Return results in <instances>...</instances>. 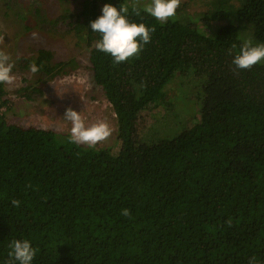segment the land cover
<instances>
[{
    "label": "trees",
    "instance_id": "trees-1",
    "mask_svg": "<svg viewBox=\"0 0 264 264\" xmlns=\"http://www.w3.org/2000/svg\"><path fill=\"white\" fill-rule=\"evenodd\" d=\"M100 1L125 4L130 22L155 28L138 59L114 65L96 49L101 35L90 24ZM230 1L253 43H264V0ZM133 5L84 0L80 12L60 17L73 18L90 48L92 80L116 118V154L69 143L70 133L9 123L0 84V264L17 239L39 249L32 264H249L253 256L264 264V62L235 68L228 50L244 39L227 8L204 19L227 21L208 35L178 19L137 17ZM52 58L37 51L29 61L40 68L37 84L20 93L30 97L77 68L73 57ZM189 69L204 77L198 121L170 138L142 140L140 113L161 104L166 85Z\"/></svg>",
    "mask_w": 264,
    "mask_h": 264
},
{
    "label": "rangeland",
    "instance_id": "rangeland-1",
    "mask_svg": "<svg viewBox=\"0 0 264 264\" xmlns=\"http://www.w3.org/2000/svg\"><path fill=\"white\" fill-rule=\"evenodd\" d=\"M143 7L152 0H126ZM84 0H0V50L15 62L12 73L13 85H5L7 108L1 111L9 123L37 126L70 133L71 122L64 119L66 109L81 112L87 125L107 122L113 129L111 136L100 147L110 148L112 154L119 150L116 140V118L111 105L105 100L101 89L92 80L89 50L85 40L76 35L73 18H60L76 14L83 9ZM105 5L99 2L98 13L102 15ZM237 2L230 0H181L175 18L182 23L196 25L206 34L228 22L234 23L244 40H252L250 25L235 18ZM218 8L230 11L227 21L204 19ZM33 33L37 38H33ZM41 48L52 52L54 62L73 57L77 68L66 75L38 84L40 91L29 96L19 92L25 85L37 84L38 74L29 70L32 60ZM261 62H264L262 60ZM204 77H197L192 69L184 74L176 73L166 85V97L161 104L153 105L140 113L137 122L138 136L142 140L157 141L170 138L193 121H198L203 99Z\"/></svg>",
    "mask_w": 264,
    "mask_h": 264
},
{
    "label": "clouds",
    "instance_id": "clouds-1",
    "mask_svg": "<svg viewBox=\"0 0 264 264\" xmlns=\"http://www.w3.org/2000/svg\"><path fill=\"white\" fill-rule=\"evenodd\" d=\"M181 0H152L151 4L138 7L133 5L132 13L137 17L141 16V11L154 17L161 23L167 22L170 18H175L176 11L180 7ZM129 8L121 4L117 9L112 4H105L102 8V15L92 21L90 26L95 33L101 35V39L95 44L98 51L110 54L113 58L112 63L119 65L130 61L133 57L139 58L146 44L151 42V33L155 28H149L144 23L130 22L128 19ZM33 38H37L33 33ZM0 39H4L0 37ZM229 54H234L233 65L239 70H250L253 66L264 60V43L254 44L251 39L244 40L239 48L237 44H232L228 50ZM15 62L5 51L0 50V84L13 85L16 81L12 73ZM32 73H37L40 68L35 62L29 65ZM64 119L71 122L69 143L87 145L95 148L97 144L106 141L112 134V127L105 121H100L87 125L81 112L72 108L65 111ZM31 187V185H28ZM14 207L19 208L21 201L12 199ZM122 215L130 216L128 209L122 210ZM229 226L231 222L229 221ZM10 259L7 264H32L34 257L39 249L32 247L28 239L12 240L8 245ZM249 264H256V257L249 259Z\"/></svg>",
    "mask_w": 264,
    "mask_h": 264
}]
</instances>
